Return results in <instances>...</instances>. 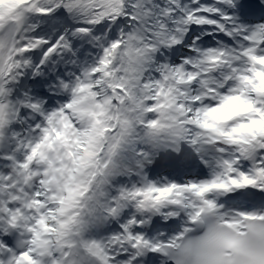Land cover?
<instances>
[{
    "label": "snow or ice",
    "instance_id": "snow-or-ice-1",
    "mask_svg": "<svg viewBox=\"0 0 264 264\" xmlns=\"http://www.w3.org/2000/svg\"><path fill=\"white\" fill-rule=\"evenodd\" d=\"M0 264H264V0H0Z\"/></svg>",
    "mask_w": 264,
    "mask_h": 264
}]
</instances>
